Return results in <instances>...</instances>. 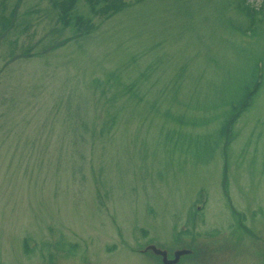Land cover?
<instances>
[{"label":"rangeland","instance_id":"obj_1","mask_svg":"<svg viewBox=\"0 0 264 264\" xmlns=\"http://www.w3.org/2000/svg\"><path fill=\"white\" fill-rule=\"evenodd\" d=\"M58 1L0 0V17L16 7L0 39V264H155L140 250L190 240L214 259L189 264H257L236 227L264 228V14L240 37L232 0H120L112 17L98 12L113 0H75L70 15L96 29L60 44ZM255 59L262 83L227 158L171 148V117L202 116Z\"/></svg>","mask_w":264,"mask_h":264},{"label":"trees","instance_id":"obj_2","mask_svg":"<svg viewBox=\"0 0 264 264\" xmlns=\"http://www.w3.org/2000/svg\"><path fill=\"white\" fill-rule=\"evenodd\" d=\"M88 1L93 5L96 0ZM137 1L140 0H136L135 2ZM74 2L75 0L58 1L60 21L65 27L71 29V37L65 38L60 44L70 42L78 38L81 34H90L96 29V27L92 28V25H89L88 20L81 19L79 16L70 15V10ZM126 6H128V4L122 3L120 0H113L109 5L105 3V5L100 8L98 14L104 13L106 16L112 14V17ZM231 6L233 14L237 19L231 17L226 18V28L231 31V34H239L240 37L245 36L247 33H250V35L254 34L258 25L263 21L260 15L264 14V6H254L249 0H232ZM15 8V6L12 7L10 13L7 15L8 17H0V39L6 38L4 36H6L9 31L11 19H14L16 16ZM259 60L260 59H255L250 66L249 72L238 78L236 82L238 85L228 88L230 89L227 93L228 98L225 97V94L219 93L216 99L210 104L198 106V110L203 112L202 116L195 117L193 115L180 114L172 116L171 118L175 120L178 128L164 133L165 141L168 145L175 150H180V145L184 143L187 144L188 147L191 145L198 146L205 149L208 159L212 157L217 149H220L222 158L226 159L228 145H230L233 138L225 136L231 137L232 134H235L234 125L236 120L240 117L241 112L251 105L253 96L257 94V86L262 83V72L257 76L256 69V62ZM217 119L219 120L218 127L210 133H191L181 129L182 127H202L215 122ZM223 173L225 174L224 170ZM223 173L224 183L225 175ZM141 232L145 234L144 231L141 230ZM50 247L53 246L48 244L46 249Z\"/></svg>","mask_w":264,"mask_h":264},{"label":"flooded vegetation","instance_id":"obj_3","mask_svg":"<svg viewBox=\"0 0 264 264\" xmlns=\"http://www.w3.org/2000/svg\"><path fill=\"white\" fill-rule=\"evenodd\" d=\"M239 222L240 221H238V224L236 227V228H238V230L241 229L243 232L250 234L253 237L252 241H254V236L256 237L258 245L255 246V249H254L252 247V246H254V244H253V242H251L250 243V245H252L250 247L252 250L251 252H252V254L256 255V263L257 264H264V228H262L260 231V234L258 236H256L254 234L255 230H252L253 232L250 231L249 230L250 227L248 226V224H245V222H243V221L240 223ZM214 233L216 234L217 237L220 236L218 231L215 230ZM191 241L192 240H190L189 242H186V241L180 242L179 241L177 243H179V244L181 243L180 245H176L173 248H167V250H164V251L151 250L150 251L151 253H149V250H147L146 252H147V254H149L150 257L155 258L157 260L156 262H154L155 264H189L190 262L195 261V259H199V258H204V259H206V262H207V259L211 258L210 255L202 256V257L200 255L197 256V253H198L197 247H198V250L200 249L201 255H202L204 250L202 249V251H201L202 247L197 246L195 244L194 240L192 242ZM203 241H206V239ZM147 242H150V241H147ZM261 243H263V244L261 245ZM234 248L235 247H232L233 250H234ZM254 250H255V252H254ZM165 254H167V255H165ZM212 259H214V258H212ZM212 259H210L209 261H211ZM217 259H219V256ZM249 259H251V258H249V256H247V259L246 260L244 259V261L247 262ZM249 262H251L250 264H255V261H253V260H250Z\"/></svg>","mask_w":264,"mask_h":264}]
</instances>
